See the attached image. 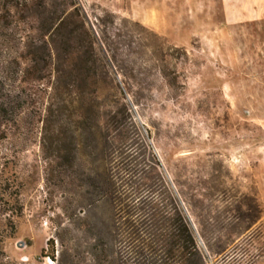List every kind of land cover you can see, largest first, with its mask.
I'll use <instances>...</instances> for the list:
<instances>
[{"label": "rangeland", "instance_id": "rangeland-1", "mask_svg": "<svg viewBox=\"0 0 264 264\" xmlns=\"http://www.w3.org/2000/svg\"><path fill=\"white\" fill-rule=\"evenodd\" d=\"M76 2L95 31L102 28L100 21L109 31L108 21L113 20L141 43L157 34L186 51V58L172 61L180 74V86L172 91L149 57L151 48L141 47L148 73L143 91L150 92L151 100L129 104L130 116L149 145L146 151L137 145L138 151L158 161L160 176L194 230L204 264H264V0ZM3 31L8 35L12 28ZM13 45L0 36V82L7 83L15 67ZM23 116L21 126L0 139V157L13 160L26 178L23 214L14 236L5 242L6 256L14 264H56L41 250L52 239L56 257L61 239L71 254L89 257L86 243L110 225L107 203L96 202L91 188L96 171L103 173L102 164L89 147L79 146L72 151L70 170L56 168L50 151L41 147L37 116L28 111ZM219 190L230 198L212 202L206 220L218 219L222 227L209 226L206 238L198 233L189 197L201 199L200 193ZM244 196L256 203L259 217L249 231L226 240L228 224L238 220L235 206ZM219 239L226 246L215 254L207 243Z\"/></svg>", "mask_w": 264, "mask_h": 264}, {"label": "trees", "instance_id": "trees-1", "mask_svg": "<svg viewBox=\"0 0 264 264\" xmlns=\"http://www.w3.org/2000/svg\"><path fill=\"white\" fill-rule=\"evenodd\" d=\"M108 23L109 31L104 21L100 30H93L76 0H0V36L13 41L15 65L7 83L0 82V139L17 130L28 111L37 116L41 147L50 151L56 168L70 170L72 151L79 146L89 147L103 167L91 188L96 202L107 203L110 225L86 243L89 257L71 254L61 239L56 257L52 239L41 254L56 264H204L194 230L160 176L158 161L138 151L137 145L145 151L149 145L129 107L151 100L150 92L143 91L148 73L142 67V46L151 48L149 57L172 91L180 86L172 61L186 58V51L157 34L141 43L113 20ZM5 27L12 28L8 35ZM133 85L140 88L133 90ZM25 182L16 163L0 157V264H14L4 245L23 214ZM200 196L191 194L188 204L198 219V233L207 238L209 226L222 227L218 219L206 220L212 202L230 197L225 190ZM240 202L226 240L249 231L259 217L252 199L244 196ZM225 242L207 245L217 254Z\"/></svg>", "mask_w": 264, "mask_h": 264}]
</instances>
